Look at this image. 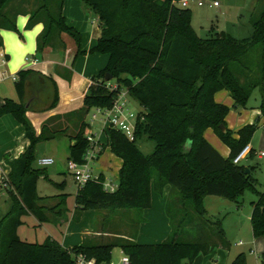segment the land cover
<instances>
[{"label": "trees", "instance_id": "trees-1", "mask_svg": "<svg viewBox=\"0 0 264 264\" xmlns=\"http://www.w3.org/2000/svg\"><path fill=\"white\" fill-rule=\"evenodd\" d=\"M7 1L0 0V25L6 23L8 28L16 30L13 21L3 20ZM81 1L97 15L100 24V34L87 51L80 49V33L66 23L60 2L54 12L47 0H41L27 22L29 27L43 17L45 29L36 48L39 53L48 36L58 31L74 39L75 56L82 53L107 55L106 64L90 76L92 82L83 96L82 106L67 114L77 118L76 130L68 135L71 142L67 160L84 162L90 145L85 135L89 126L85 116L93 107L110 106L120 89H126L130 98L138 103L143 118L136 122L133 140L112 127L104 129L107 146L121 159L116 188L108 191L100 181H88L76 189L75 209L149 208L151 190L160 192L169 184L179 193L181 206L190 204L192 210L215 229L209 235L215 234L224 245L221 221L216 219L211 223L203 217L206 213L203 198L220 196L238 207L240 197L248 188L255 195L250 201L252 234L264 236V188L257 187L254 175L257 167L232 162L248 144L259 119L232 131L225 123L229 107L213 97L216 91L225 88L234 106H245L251 90L264 80V66L260 68L259 79L247 80L250 73L248 54L259 47L264 57V0L253 2L249 19L251 32L244 38H236L225 31L199 37L191 26V10L180 6V0ZM105 73L111 74L112 79L105 81ZM16 75L14 86L18 99L3 98L0 117L10 114L23 126L29 143L18 157L6 158L10 166L6 177L0 172V190L4 188L10 200L8 210L0 217V264H76L78 254L94 259L95 264H108L114 247L128 256L129 264H190L214 246L215 243L208 240L181 238L182 225L189 222L185 211L171 224L169 237L156 243L116 238L64 247L51 236H46L42 242L21 239L17 227L25 214L30 213L42 222L47 219V210L58 216L64 210V193L55 195L59 200L50 208L40 203L45 197L38 195L36 183L46 170L33 166V161L36 144L64 134L65 129L49 130L43 124L36 134L26 116L30 105L34 108L45 98L48 103L42 109L56 105L58 91L54 79L31 69L20 70ZM111 81L117 88L108 90L106 84ZM27 89L29 96L26 98ZM260 108L264 111V101ZM206 128H212L228 147L226 157L205 139L203 131ZM141 136L154 142L148 154L142 153L136 145ZM188 140L189 145L186 144ZM101 152L102 147L98 154ZM103 177L100 173L99 179ZM56 185L63 186L64 181ZM169 209L167 206L169 217H173ZM229 264H247L245 252L235 254ZM260 264H264V254Z\"/></svg>", "mask_w": 264, "mask_h": 264}, {"label": "crops", "instance_id": "crops-1", "mask_svg": "<svg viewBox=\"0 0 264 264\" xmlns=\"http://www.w3.org/2000/svg\"><path fill=\"white\" fill-rule=\"evenodd\" d=\"M254 1L255 0L251 1L250 14ZM59 2L61 14L65 17L66 23L70 26H73L80 33V49L87 51L95 43L97 37L100 34V24L97 15L95 16L93 14L94 17H89L90 9L81 0H59ZM40 4L41 0H8L5 4L3 8L5 19L3 20L13 21L16 30L8 28L6 26V23L0 25V29H3L8 33L15 34V36L0 35V59L2 55L5 56V63L1 64L0 62V68L6 69L10 74H16L20 70L31 69L43 76L52 77L54 79L58 91V100L56 105L50 109H42V107H44L48 103V100L45 98L41 103L44 106H42L41 108H33L30 105V108L26 111V116L31 122L36 134L41 131L43 124L45 125L46 129L49 130H67L69 128H72L75 131V129L77 128V118L72 115L67 116V114L77 110L82 106L83 96L87 92L88 86L92 82L90 76L97 73L106 64L107 55L99 53H82L75 56L76 45L74 39L66 32L58 31H54L53 33H51L46 40L47 42L43 50L40 53L37 52L36 48L39 37L45 29L43 17L36 20L29 27H27L26 24L23 31H21V29L17 26V17H30V14L35 11ZM248 21L250 24V20ZM41 23L44 25V27L39 34L35 35L32 38L25 36L24 33L31 32L36 27V25ZM229 32L236 38H243L245 36L240 30H229ZM39 55L40 58H38ZM8 79L10 78H5L1 80L0 83L2 84L4 80ZM28 96L29 91L27 89L26 98ZM5 97L14 100L18 99L14 81L13 84L9 86L0 85V102ZM213 97L215 101L223 103L229 107V111L225 116V123L226 126L232 131H236L244 124L253 122L255 118H258L259 121L260 118H262L260 123H258L257 129L255 130L247 144L252 151L246 158H244V160L247 162L246 166H249L252 165L249 160L253 159L254 157L259 160L264 159V155L255 154V151H264V111H262L260 107L254 108L250 112L245 109L237 110L238 106L233 105V99L231 98L229 91L225 88L216 91ZM29 102L30 100L27 101V105H29ZM258 132L259 137L255 139L254 136H256V133ZM69 134H71V132H67L62 135L68 137ZM89 134H93L95 141H97L102 147V151L107 147V137L105 132L100 131V129L98 131L90 130L85 132V135ZM203 136L222 156L226 157L228 155V147L219 139L212 128H206L203 131ZM70 142L71 141L68 137V147ZM28 143L29 141L25 137L23 126L20 123H18L10 114H5L0 117V171L3 174L7 175L10 171V166L6 161V158H8V160H11L18 157V155L23 151ZM254 165H256L257 167L254 172L257 181L259 180V177H263L264 180V162L261 165L262 167L260 170V174L257 173L259 164L256 163ZM104 177L106 178V176ZM262 185L263 187L261 189L264 188V182L262 183ZM170 190L171 188L169 184H165L160 192L152 189L151 206L149 208L140 209L142 211L140 215L146 214V216L149 217V221L147 222V224H150L152 228V231H150L153 233L151 236L157 239L155 240L157 242H161L167 239L171 231V219L167 213V206L169 201L168 194ZM153 191H156V193L158 194L165 195L166 197L163 205L162 203H160L161 205L158 208V218L157 215L154 216L152 212L154 206L152 198ZM205 197L203 198V203ZM45 199L46 198H44V200ZM40 203L47 208L53 206L52 204L48 206L46 204H43L44 202L42 200ZM73 207L74 209L71 213V221L66 222V231L60 238L55 234L56 227H54L52 223H50L51 220L54 219V216L57 215L54 211L47 210L45 212L47 219L42 222L38 221L37 218L30 213L26 215L32 216L31 223L33 224H38L40 226H43V223L50 224L45 227V231L47 233L46 235L56 239L64 247H72L85 241L89 243H95L100 241H112L116 238H125L138 242V240L136 239L137 236L140 237V235H138L139 231H136V228H133L136 238L133 234L134 232L130 234L125 231H121L118 228H113V225L108 222L110 218L109 211L98 213L97 211H91L93 209L77 210L75 209V204L73 205ZM231 209V211H233V208ZM250 211L251 210H249L246 216L243 218L240 217L239 214L235 215V217L231 221L226 220L227 216L220 215L221 212H217L218 216L216 217L212 216L215 220L219 219L221 221L224 237L228 236L230 232L234 231L236 232V234L244 238L246 246L245 248H237L234 250V252H232V249H230L228 246L225 247L221 242H218L217 244L215 243V245L206 253V255H203L202 259H200L202 263L203 260L205 262L206 257L215 256V258L212 259L214 264H229L236 251L245 252V249L249 250L248 254L245 253L247 264L261 263L262 256L264 254V236H253L250 225ZM62 215L63 214H61L60 216L57 215L59 224L65 222V220L62 219ZM140 215H138L137 220L142 219V216ZM75 216L77 217V219H80L79 225H81L82 227H79L78 225H74L72 223V220L75 218ZM23 222L24 221L22 218V224L17 227V234L21 239L26 240V238L20 236L19 233L24 231ZM239 241H241V239ZM239 241L238 244L241 245L242 241L241 243H239ZM231 253L234 254H232L231 256ZM198 257L199 256H197V258Z\"/></svg>", "mask_w": 264, "mask_h": 264}, {"label": "rangeland", "instance_id": "rangeland-1", "mask_svg": "<svg viewBox=\"0 0 264 264\" xmlns=\"http://www.w3.org/2000/svg\"><path fill=\"white\" fill-rule=\"evenodd\" d=\"M203 4L198 5V0H188V4L185 6L191 10V26L193 27L195 33L199 37H208L213 34L215 31H225L229 34V30H240L242 34L246 36L249 35L251 29L249 24V14H250V5L252 0H202ZM216 1L217 5L214 6L213 2ZM59 0H47L50 10L56 11L58 8ZM94 13L90 10L89 17H94ZM96 16V15H95ZM232 35V34H231ZM233 36V35H232ZM243 37V38H244ZM40 58V55L38 56ZM248 63L250 65V73L248 74L249 79L247 80H255L260 78V68L264 66V57L261 56V50L259 47H255L247 56ZM244 81V80H243ZM114 83V81H111ZM13 81L11 79L4 80L0 85H12ZM264 101V80H261V85L254 87L249 95V98L245 104V106H238L237 110L245 109L248 112L252 111L254 108H259L260 104ZM44 106L43 104H39L34 108H41ZM130 106L132 109L139 110L140 107L138 103L130 98ZM32 107V106H31ZM243 107V108H241ZM86 120H90V112H88L85 116ZM262 118H260L261 121ZM260 121L258 123H260ZM101 127V124L98 121H95L87 127L86 131H98ZM76 130V129H75ZM71 132L74 133L72 128L65 129V133ZM64 133V134H65ZM255 139L259 137V132L254 136ZM136 145L140 149V151L144 154H148L153 150L154 142L147 138L146 136H141L137 139ZM68 137L65 135H58L54 138H50L47 140H41L36 144L35 147V158L42 156H52L54 158V163L39 166L36 163V159L33 161V166L35 167H44L46 170L45 175L40 176L37 179L36 183V191L41 196H44L46 199H42L47 206L52 204L54 205L58 202L59 198L55 195L60 193L65 194L64 201V210L62 212V219L65 220L64 223L59 224L57 220V215L54 216V219L51 220L50 223L55 228V234L60 238L63 233L66 231V222L71 221V213L74 209V194L76 192L77 186L66 168L67 164V156H68ZM252 165L258 163L259 169L257 171L260 174L261 165L264 162V159L259 160L256 157L249 160ZM240 164L246 166L247 162L242 159ZM92 170L96 173L102 172L107 179L111 180L113 184H117L118 180V168L120 165V159L115 154L110 151V148L107 146L98 157L93 159L90 163ZM257 174V175H258ZM64 181L63 186H57L56 183H60ZM264 182L263 177H259L258 180V189L262 188V183ZM153 215L158 218L159 215V206L166 200L165 195H161L153 191ZM168 206L170 207L169 212L172 213L171 216V224L176 223L178 218L184 213L188 216V223L182 225L183 234L181 238L183 240H208V242L218 243L219 239L215 234L212 237L209 235L211 231H214V228H211L207 222H205L200 216H198L191 208L190 204L185 203V207H182L180 204L179 193L176 190L171 189L168 194ZM167 198V199H168ZM255 199V195L253 192L246 188L240 197V205L237 207L236 204L226 198L216 196V195H207L204 199V208L206 210V215L210 217L218 216L217 212H221L220 215H225L227 221H231L235 215L239 214L240 217H245L247 212L251 210L250 201ZM10 205V200L8 194L4 188L0 190V217L8 210ZM233 208V211H231ZM91 211H97L98 213H104V211H109L110 218L108 222L113 225V228H118L121 231H125L127 233H133V228H136L139 233L137 236L138 242L140 243H155L157 239L152 237L153 234L152 228L150 224H147L149 221V217L146 214H141L142 211L138 208H117V209H96ZM229 212V213H227ZM96 213V212H95ZM144 213V212H143ZM236 213V214H235ZM138 215L142 216V219L137 220ZM23 232H19L20 236L26 238L27 241H37L42 242L44 238L47 236L45 227L50 224L43 223V226L38 224L31 223L32 216L24 215L23 217ZM213 218V217H212ZM67 219V220H66ZM214 219V218H213ZM225 220V221H226ZM36 223V222H35ZM74 225H78L82 227L80 224V219L75 216L72 220ZM170 225V224H169ZM171 229V225H170ZM151 230V231H150ZM135 238V232L133 233ZM169 237V235H168ZM241 239L242 244L239 245L238 241ZM225 247H229L234 252L237 248H245L246 244L244 238L236 234V232H230V234L224 237ZM215 245V244H214ZM215 249V248H214ZM240 251H236L238 253ZM235 253V254H236ZM245 253L248 254L249 250L245 249ZM234 253H231V256ZM203 255L199 254L198 258L196 257L190 264H214L213 260L215 256L206 257V260L203 263L200 259H202ZM122 253L119 247H114L112 250V261L118 262ZM234 256V255H233Z\"/></svg>", "mask_w": 264, "mask_h": 264}, {"label": "built area", "instance_id": "built-area-1", "mask_svg": "<svg viewBox=\"0 0 264 264\" xmlns=\"http://www.w3.org/2000/svg\"><path fill=\"white\" fill-rule=\"evenodd\" d=\"M198 5H202L203 1L198 0ZM188 4V0H180L179 5L185 7ZM213 5L216 6L217 2L214 1ZM1 64L5 63V56L2 55L0 59ZM10 78L15 81L17 75L15 73H8L6 69L0 68V81ZM106 87L108 90L117 88L116 83L107 82ZM139 110L132 109L130 106V96L126 89H120L114 98L112 104L108 107H93L90 112L89 124L98 121L101 124L100 131L104 132L106 127H112L121 131L128 139L133 140L135 135V126L137 120H141L143 116L139 114ZM90 143L88 149L84 154V162L78 163L74 160H67L66 168L71 174L77 187H82L88 181H100L104 190L113 191L116 188V184L105 177L103 180L99 179V174L92 170L90 163L97 157L98 152L101 149L100 144L95 141L93 134L86 135ZM251 148L246 144L242 149L232 158L233 163H240V161L246 158L251 153ZM255 154L264 155L263 150L255 151ZM36 163L39 166H46L54 163L52 156H42L36 158ZM1 172V171H0ZM1 174L6 177L5 174ZM5 187V184H3ZM241 243V241H239ZM76 264H95L94 259H86L83 254L76 256ZM108 264H129L128 256L122 254L118 262H109Z\"/></svg>", "mask_w": 264, "mask_h": 264}, {"label": "clouds", "instance_id": "clouds-1", "mask_svg": "<svg viewBox=\"0 0 264 264\" xmlns=\"http://www.w3.org/2000/svg\"><path fill=\"white\" fill-rule=\"evenodd\" d=\"M28 20H29L28 16H18L17 17V26L21 29V31H23V29H24L25 25L27 24ZM43 27H44V25L42 23L38 24V25H36V27L31 32H26L24 34H25V36H27L29 38H32L35 35L39 34L42 31ZM0 35H4V36L13 35V36H15L14 33H8V32H6L3 29H0Z\"/></svg>", "mask_w": 264, "mask_h": 264}, {"label": "water", "instance_id": "water-1", "mask_svg": "<svg viewBox=\"0 0 264 264\" xmlns=\"http://www.w3.org/2000/svg\"><path fill=\"white\" fill-rule=\"evenodd\" d=\"M110 79H112V75L109 74V73H105L104 80H105V81H108V80H110ZM220 128H221L222 130H224V125L221 124V125H220ZM189 143H190V141L188 140L186 144L189 145ZM203 217H204V219H206L207 221H209V222H211V223H214V222H215V219H213V218L210 217L209 215L204 214Z\"/></svg>", "mask_w": 264, "mask_h": 264}]
</instances>
